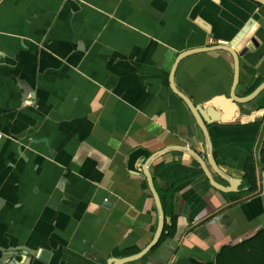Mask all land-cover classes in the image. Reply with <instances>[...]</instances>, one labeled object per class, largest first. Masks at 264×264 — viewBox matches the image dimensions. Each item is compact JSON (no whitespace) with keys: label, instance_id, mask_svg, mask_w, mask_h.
<instances>
[{"label":"crops","instance_id":"0c3cea01","mask_svg":"<svg viewBox=\"0 0 264 264\" xmlns=\"http://www.w3.org/2000/svg\"><path fill=\"white\" fill-rule=\"evenodd\" d=\"M247 22L257 45L244 51ZM234 42L242 97L264 81L252 0H0V264H110L148 246L158 215L142 164L177 146L206 155L170 83L178 56L204 48L175 86L195 104L219 97L232 120L208 124L214 156L241 184L221 192L188 154L165 153L149 170L159 194L176 185V233L127 264H264V91L228 102L234 59L213 49Z\"/></svg>","mask_w":264,"mask_h":264},{"label":"water","instance_id":"95a60500","mask_svg":"<svg viewBox=\"0 0 264 264\" xmlns=\"http://www.w3.org/2000/svg\"><path fill=\"white\" fill-rule=\"evenodd\" d=\"M253 2L259 3L264 6V0H252ZM248 26H250V22H247L246 26L243 27L241 32L238 34V39L240 45L244 44L245 40L250 39L248 38L247 34L250 30H248ZM247 36V37H246ZM254 45H257V41L253 38L249 40V43L246 45H243L242 50L245 51L246 48L252 49ZM237 46L236 43L234 42L233 44L227 45V44H218L214 46L213 50H224L229 52L234 59V75H233V84H232V89L231 92L229 93V97L227 98L228 102L233 105V108L235 110L239 111L241 110V106L244 104H247L254 99H256L263 91H264V81L256 88L254 91H252L250 94L239 97L236 94V88L239 84V79H240V62H239V55L235 51ZM241 50V51H242ZM206 51V49H192L188 50L185 52H182L175 64L174 67L172 68L171 71V78H170V83H171V89L172 91L179 96L187 105L188 109L190 110L191 114L195 118L197 125L201 129L203 135H204V147L206 150V155L203 156L200 154L198 151L195 149L189 147V146H177L173 148H168L163 151H160L156 154H153L150 156L144 164H142V169L143 173L147 179L148 182V187L150 192L153 195V199L155 201V205L157 208V215H158V224H157V230L156 233L152 239V241L148 244V246L142 250L141 252L120 258V259H113L110 264H127L130 262H134L137 260H140L143 258L152 248H154L158 242L160 241L165 223H166V216L163 208V204L161 201V197L159 192L156 189L153 177L151 175V172L149 170L150 166L160 157H162L165 153L177 150L181 151L185 154H188L194 161H196L201 170L203 171L205 177L209 181L210 185L217 189L220 190L221 192L225 193H231V192H236L238 190V187L241 184V180L230 177L229 175L225 174L218 166L217 161L214 156V149H213V143L211 139V135L209 132L208 124H211L212 122H230L232 120L231 116H226L222 120L219 118L218 114L215 112L217 102L219 101V97H215L203 104H195L188 96H186L184 93H182L176 86H175V69L178 65V63L184 59L185 57ZM264 168V166H263ZM214 173L223 178L228 182V186H225L223 184H220L217 182V180L214 177Z\"/></svg>","mask_w":264,"mask_h":264},{"label":"trees","instance_id":"16d2710c","mask_svg":"<svg viewBox=\"0 0 264 264\" xmlns=\"http://www.w3.org/2000/svg\"><path fill=\"white\" fill-rule=\"evenodd\" d=\"M257 5H261L256 3ZM263 82V78H258L248 89L246 95L250 94L254 89H256ZM195 165L199 167V164L195 161ZM255 165L253 161H250L245 168V180L251 186V191L256 188V174ZM201 173L203 172L200 170ZM204 174V173H203ZM177 193L176 185H170L164 190H160V197L163 204L166 223L161 239L167 237H173L177 230V215L175 213V196Z\"/></svg>","mask_w":264,"mask_h":264},{"label":"built area","instance_id":"2783aa9c","mask_svg":"<svg viewBox=\"0 0 264 264\" xmlns=\"http://www.w3.org/2000/svg\"><path fill=\"white\" fill-rule=\"evenodd\" d=\"M2 134H0V138H1Z\"/></svg>","mask_w":264,"mask_h":264}]
</instances>
